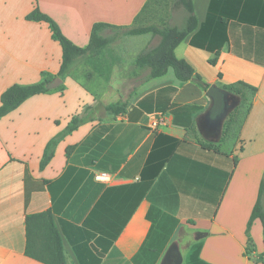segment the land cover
<instances>
[{
  "label": "crops",
  "instance_id": "0c3cea01",
  "mask_svg": "<svg viewBox=\"0 0 264 264\" xmlns=\"http://www.w3.org/2000/svg\"><path fill=\"white\" fill-rule=\"evenodd\" d=\"M210 1L192 0L198 27L175 56L209 86L241 81L256 88L249 111L213 143L220 152L201 147L196 122L210 100L197 82L179 81L172 68L148 79L149 69L135 64L158 37L112 41L108 81L80 62L61 84L0 117V264H42L25 256V217L46 210L65 264H190L198 244L202 264H264L260 222L245 234L264 171V30L229 20L227 41L210 65L214 54L191 45ZM148 2L0 0V95L13 84L47 79V87L59 77L62 52L49 25L25 19L35 6L83 48L94 24L136 28ZM126 37L141 43L124 44ZM120 103L123 109L106 110ZM73 119L78 127L41 169L47 143ZM229 140L231 149L223 150Z\"/></svg>",
  "mask_w": 264,
  "mask_h": 264
},
{
  "label": "trees",
  "instance_id": "16d2710c",
  "mask_svg": "<svg viewBox=\"0 0 264 264\" xmlns=\"http://www.w3.org/2000/svg\"><path fill=\"white\" fill-rule=\"evenodd\" d=\"M150 2V0H149ZM148 2V3H149ZM147 5L143 7L137 17L147 15ZM171 12L182 11L180 25H172L160 20V25H148L146 27H116L97 23L93 25L90 41L86 47H77L72 44L60 31L56 23L48 16L39 11L37 6L26 15L28 21L45 22L49 25L52 32V39L58 42L61 47L62 57L58 71L59 77H64L78 64L84 62L104 80L108 81L112 74L113 62L107 59V48L112 42V38L105 37L102 33L105 30H114L120 32L123 36H139L151 34L158 37V44L150 49L143 51L136 57L135 64L140 67H147L149 73L147 78H157L164 75L168 68H172L176 78L179 81L186 82L195 80L197 84L206 91L208 84L201 81V78L195 73L194 69L184 60L178 59L174 50L179 43L190 33L194 32L197 27V19L194 14L192 0H175L171 5ZM229 20H234L240 24L255 26L264 30V0H211L208 8V14L205 22L200 26L198 32L193 36L191 45L214 54V57L208 62L214 66L220 54L222 46L227 41V25ZM220 78V75L218 76ZM48 80L32 85L13 84L9 86L0 95V117H3L11 111L17 109L28 98L45 93L48 91L46 85ZM220 88L228 92L231 97L238 98L240 104L228 116L223 124L222 139H225L232 130L237 118H242L249 111L252 99L256 94V88L244 83L235 82L228 85H220ZM124 104L109 105L106 110L115 113L116 110L123 109ZM243 115L240 116V112ZM239 116V117H238ZM79 125V120L73 119L70 125L58 136L52 138L46 145L40 168H44L51 160L54 148L57 142L66 134L75 130ZM196 130V129H194ZM201 147L207 150H213L219 153L217 144L200 140ZM173 147L166 150L162 158H167ZM165 160V159H163ZM165 161L155 168L154 174L157 175ZM26 179V178H25ZM150 182L143 185V192L140 198L149 188ZM29 193L26 194L28 201ZM258 220L262 227V237L264 246V171L259 182L256 201L251 210L245 234L249 238L250 228L253 222ZM125 224L122 222L121 226ZM121 226L115 230V236L121 230ZM25 256L42 264H65L63 258L61 236L55 225L53 215L50 210L40 213L27 215L25 217ZM115 237H112V239ZM249 240V239H248ZM201 245L198 244L190 253V264H202L199 260V250ZM264 263V251L259 256Z\"/></svg>",
  "mask_w": 264,
  "mask_h": 264
},
{
  "label": "water",
  "instance_id": "95a60500",
  "mask_svg": "<svg viewBox=\"0 0 264 264\" xmlns=\"http://www.w3.org/2000/svg\"><path fill=\"white\" fill-rule=\"evenodd\" d=\"M61 82L55 78L47 88H55ZM205 94L210 100V106L197 120L196 126L204 140L217 143L222 136L225 120L239 106L240 101L216 85L209 86Z\"/></svg>",
  "mask_w": 264,
  "mask_h": 264
},
{
  "label": "rangeland",
  "instance_id": "374dc122",
  "mask_svg": "<svg viewBox=\"0 0 264 264\" xmlns=\"http://www.w3.org/2000/svg\"><path fill=\"white\" fill-rule=\"evenodd\" d=\"M174 1L175 0H150V2L148 3L147 10H146L147 15H145L143 17V19H145V20L141 23H138L137 27H146L148 25H157L158 26L161 24L160 20H163L164 22H168L169 24H172V25H179V20L182 18L183 13L180 10L175 11V12H171L170 7ZM108 31H109L108 37L112 38L113 39L112 41H117L123 37V35L120 32L116 33L114 30H110V29ZM102 34H105V33L103 32ZM140 39L141 38L126 37L124 40V44L125 43H129V44L133 43L134 45L139 46L141 43ZM106 54H107L106 57L108 60L110 59L112 61H115V56H113L110 51L108 53V50H107ZM80 62H78V63H80ZM75 68H76V66L70 71V73ZM64 77H62V78H64ZM57 78H59V77H57ZM59 79L61 80V77ZM56 91H60V89L57 88ZM239 114H240V116H242L244 113H243V111H241ZM239 119L240 118L236 119L234 127H236L238 125ZM224 143L225 144L223 145V150L231 149L232 144H231L230 140H229V142H224ZM242 146L243 145L241 143L238 145V147L236 149L237 154L243 150Z\"/></svg>",
  "mask_w": 264,
  "mask_h": 264
}]
</instances>
